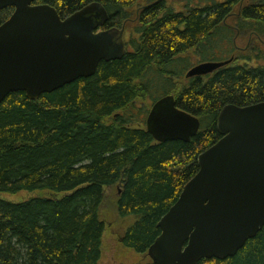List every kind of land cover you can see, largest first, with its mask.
<instances>
[{
  "label": "trees",
  "instance_id": "obj_1",
  "mask_svg": "<svg viewBox=\"0 0 264 264\" xmlns=\"http://www.w3.org/2000/svg\"><path fill=\"white\" fill-rule=\"evenodd\" d=\"M92 1L48 3L67 16ZM100 1L117 25L140 2ZM162 10L147 7L135 52L101 62L94 76L38 100L14 92L0 104V264H100L111 208L130 220L122 244L148 256L198 157L221 139L222 108L264 102V0H196L158 20ZM13 11H0V25ZM249 37L241 53L235 40ZM199 60L230 63L186 77ZM166 95L201 122L189 142L160 143L147 131L152 105ZM111 189L118 195L110 208ZM198 264H264V229L235 256Z\"/></svg>",
  "mask_w": 264,
  "mask_h": 264
},
{
  "label": "water",
  "instance_id": "obj_2",
  "mask_svg": "<svg viewBox=\"0 0 264 264\" xmlns=\"http://www.w3.org/2000/svg\"><path fill=\"white\" fill-rule=\"evenodd\" d=\"M38 1L0 0V11L14 8L0 25V104L14 92L38 100L126 54L123 31L95 32L109 20L101 3L62 19L55 7ZM228 63L205 62L186 77ZM200 127L198 117L177 107L174 95L157 100L146 119L160 143L189 142ZM217 129L221 139L198 157L199 171L158 223L161 234L148 249L154 264L233 257L264 229V102L224 106Z\"/></svg>",
  "mask_w": 264,
  "mask_h": 264
},
{
  "label": "flooded vegetation",
  "instance_id": "obj_3",
  "mask_svg": "<svg viewBox=\"0 0 264 264\" xmlns=\"http://www.w3.org/2000/svg\"><path fill=\"white\" fill-rule=\"evenodd\" d=\"M194 1H196V0H140L138 5H136L133 9L130 10V13H129L130 14V18L128 19V21L123 22L122 25L113 24L112 21H110L111 16H110L108 10L106 9L105 5L100 0H94V1H92L90 3H88V4L83 5L80 8L78 7V9L75 12L83 9L85 6H87L89 4H92L94 2L101 3L102 6L105 8V10L108 13L109 20L105 23V25L99 27L95 32L99 33V32L106 31V30L123 31L122 39H123V42H124V44L126 46V54H129V53L135 52V44L138 42V40L140 38V34H138L137 31H135V28H136L138 22H140V26H142L143 28L146 27L145 24L147 23L148 19L144 15V12H145L144 10L147 7L155 6V5H158V4H162L163 5V10H162V12L159 13V15L156 16V18L158 20H161V19L164 18L165 14H169L170 12L174 13L175 11L176 12L180 11V10L184 11L185 8L188 6V4L194 3ZM42 3L49 4L48 0L47 1L39 0L37 2V4H42ZM72 14L73 13H71V14H69L67 16H61V15L60 16H61L62 19H65V18L69 17ZM252 40L253 39L251 37H249L247 42L245 40L241 39L242 44H243V42H245L244 45H241L239 40H235L236 47L241 51V53H247L246 50H248L250 48ZM237 42H239V43H237ZM194 52H195L194 50L193 51L191 50V51L186 52V54H184V55L187 56V57H193V56H195L193 54ZM248 54L249 55H242L241 58H248L249 56L251 57L253 55L252 53H248ZM205 62H211V61H200V60L196 61L189 70H191L193 67H195V66H197L199 64L205 63ZM188 71H187V73H188Z\"/></svg>",
  "mask_w": 264,
  "mask_h": 264
},
{
  "label": "rangeland",
  "instance_id": "obj_4",
  "mask_svg": "<svg viewBox=\"0 0 264 264\" xmlns=\"http://www.w3.org/2000/svg\"><path fill=\"white\" fill-rule=\"evenodd\" d=\"M239 42L241 45L245 44V42L242 44L241 38ZM116 189L108 190L105 204L107 207L110 201L118 195ZM112 203L114 204V201ZM109 207L111 208V206ZM103 219L105 220L106 231L103 236V256L100 264H140L148 259L149 256L136 253L122 244L121 238L130 224V220L118 218L114 208L105 209Z\"/></svg>",
  "mask_w": 264,
  "mask_h": 264
}]
</instances>
